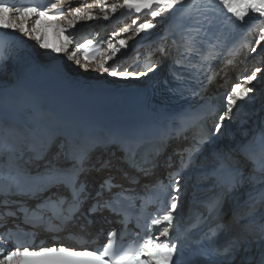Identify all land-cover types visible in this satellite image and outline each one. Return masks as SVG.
Masks as SVG:
<instances>
[{
	"label": "snow or ice",
	"instance_id": "1",
	"mask_svg": "<svg viewBox=\"0 0 264 264\" xmlns=\"http://www.w3.org/2000/svg\"><path fill=\"white\" fill-rule=\"evenodd\" d=\"M75 2L78 0H72V3ZM67 3L68 0H55L47 6L34 2L16 6L9 0H0V31L7 33L10 30L12 34L19 32L35 40L43 49L56 54H69L75 64L85 71L98 70L113 78L138 80L160 67L161 62L155 61L150 66L144 65L146 71L113 68L112 63L124 55L125 49L129 47L123 39L119 40L120 47H114L111 39L108 41L110 56L96 60L86 53L83 62L79 53L92 45L93 41L87 40L84 44L76 42L74 47H70L75 38L64 36V42L59 46L46 43L41 18L60 37L68 31L57 23ZM97 3L101 5L102 19L108 20L109 8L105 6L104 0H97ZM118 8L137 15L149 13L153 21L180 9L185 18L193 22L194 27L185 34L178 59L170 66V71L179 64L199 72L205 63L216 58L217 44H213L206 55L202 54V45L205 43L203 37L218 23L217 15L221 8L227 14L228 24H243L253 14L264 20V0H215V3L212 0H193L191 4L189 0H117L110 6V11L115 14ZM157 8L159 11L155 10ZM70 12L68 23L73 30L77 21L93 19L91 12L83 8H70ZM133 25H137L134 38H138L141 33H150L157 27L156 23L148 20L142 23L133 20ZM123 31L126 33L129 29ZM259 31L257 47L264 46V27ZM166 36L167 32L161 39ZM8 47L6 41L0 42V51L5 52L3 59L8 58ZM257 47L251 51L256 52ZM155 51H159L162 56L167 54L163 46ZM193 56L200 57L198 65L191 63ZM181 60H187L188 63L183 64ZM209 71L210 67L204 70L205 73ZM260 74H264V69L257 67L250 75H245L242 82L231 85V91L223 97L226 107L223 110L214 109V112H219V120L210 130L204 129L201 110L197 109L190 117H185L172 134L165 132L151 141V156L141 152L144 144L148 143L142 130L102 136L88 132L67 135L57 128H51L41 135L25 128L24 135L26 138L31 137L30 141L10 145L6 142V146L0 149V175L4 177V182L0 184V217L4 218L5 224L10 218L15 229L31 236L33 241L39 234L37 230L51 234L53 246L24 242L13 244L11 250H6V244L0 243V264H192L191 258L203 259L209 264H236L237 255L249 253L253 243L261 248L259 264H264V223L258 225L259 235L252 241L238 234L220 242V237L230 230V224L224 221L225 203L234 198L241 188L246 184L252 186L244 204L254 201V204L264 205V127L249 137L248 130L241 125L240 139H237L236 132H224V122L233 119L240 102L251 99L250 94L254 91L252 82L257 81ZM173 77L177 87L172 91L181 96L190 91L193 97L200 96L203 99L199 90L190 89L191 81L186 77L175 72ZM214 78L215 74L208 75L207 83L210 84ZM199 83L207 87L203 80ZM188 120L190 123H187ZM2 128L0 124V130ZM188 131L192 132L190 137L185 134ZM225 136L229 143L221 144ZM172 139H183L187 143L166 157L163 167L167 170V176L156 177L155 170L161 167L158 158ZM257 140L259 153L254 155L248 151V146ZM25 146L32 154L30 163L23 162ZM109 147L121 153L119 162L135 169V174L113 163L114 152L107 157L101 154L93 158V153L98 149L107 150ZM137 156H140L139 163ZM241 160L247 161L251 167L246 170L241 166ZM114 170L120 171L132 187L126 188L123 184L115 183L112 175ZM100 173L104 175L95 181L93 175ZM142 177L152 178L141 185L145 195L137 192L135 187L140 185ZM256 185H260L258 191L255 190ZM201 193L208 195L201 198ZM186 195L189 203L187 214L182 212ZM137 200L140 201L141 211L156 203L161 204L162 209L145 221L143 238L139 232L135 233L139 241L135 247L122 252L114 250L115 238L120 235L116 229L106 233L108 242L103 245V250L88 247L78 249L65 246L63 241L58 240V233L80 221H87L91 225L95 222L91 218L100 216L106 223H113L108 216H104L105 212L118 217L115 222L127 231L131 217L125 202L128 207H135ZM254 212L255 206L246 215ZM241 219L243 216L234 210L232 222L239 223ZM22 225L26 227L22 228ZM160 228L163 229L160 235H154V231ZM12 231L10 228L5 233V241L11 242ZM247 231V226L242 225L241 233ZM56 243L59 246H55ZM4 251L6 254H3ZM253 259L251 256H242L239 264H252Z\"/></svg>",
	"mask_w": 264,
	"mask_h": 264
},
{
	"label": "bare ground",
	"instance_id": "2",
	"mask_svg": "<svg viewBox=\"0 0 264 264\" xmlns=\"http://www.w3.org/2000/svg\"><path fill=\"white\" fill-rule=\"evenodd\" d=\"M115 2H117V0L112 1V3L110 4V6L113 3H115ZM76 3L79 5V7H80V5H84V3H82V0H78V2H75V3H72V0H68L67 5L70 8H72V7L73 8H79L78 6H76ZM190 3H193V0H191ZM118 10H119V8L117 9V12L115 14L112 13L110 10L108 11L109 19L108 20H105L107 22L109 21V23L107 25H105L103 23H98L97 22V25L95 27L94 26H91L90 29L93 30V31H95V30H97V31L104 30V32L106 34V32H108V31L109 32H113L119 26H126L128 23H131V21H133V20H137L138 22L142 23L145 20L151 21L153 19V18L151 19V16H150L149 13H145V14L140 15V16H132L131 18L130 17H127L125 19H116L115 16L118 13ZM86 11H89V10H86ZM157 11H159V10H157ZM91 14H92V17H93V19L91 21H77L76 22L77 28H75V30H72L66 24V22H68L71 19V12H69L66 15V17H64L59 22V23L62 24V26L64 24L65 27H67L68 31H66L64 34H62L60 36V41H56L55 42V40H56L55 39L53 45L59 46L60 44H62L64 42V36L77 37L78 36L77 35L78 34L77 32H78L79 28H83V29L85 28L86 29L87 27L85 25L87 23L92 22L96 17H99L100 19H102V16H103V13L101 12V10H100V12H97V11L91 12ZM149 18L151 20H149ZM159 19H160V21H159ZM159 19H157L159 22L163 21V23L161 25H159V26H161L160 31H158L156 33V36L150 35V38L147 39L148 40V43L145 44L142 47V52H143L142 55H144V58H143V56L138 57V53H136V50L132 51L131 50L132 48L130 49V47H128V49L127 48L125 49V51L128 50L127 53L125 55H123L122 56V59H121L122 60V63H126L127 66H128L129 63H130L129 65H132L133 64V62H132L133 60H131L132 58L139 59L138 62H140L141 64L139 66H137V64H136V66L133 64V66H131L129 69H134V70H137V71H146L147 69H146V67H144V65L147 64L148 66H150V62L156 61V59H155L154 56H155V54L157 52L155 50L159 46H163V48H164V50H165V52L167 54L165 55L164 60L161 62L160 67L155 72L149 73V75L147 77H141L138 80L137 79H127V80H125V79H122V78H113V77H111L107 73L101 74L98 70H89V71H85L84 70L85 74H87L88 76H92L95 79L98 78V79H102V80H111V81H113L114 79H121V80H124V82H129L130 80H132L134 82L137 81V83H141V84H143V83H145L147 81H152V80H156L157 78H159L161 76V74L163 73V71L165 70V65H166L167 61L169 60L170 57L173 56V53H174L173 46L170 44V41H171L170 38L168 36H166L165 39H161V37H164L165 36V34L167 32L166 31L167 30V27L169 25L174 24L176 21H185L186 18L183 15V12L182 13H178L176 11H173L172 13H169L166 16H164L162 18H159ZM250 21H252V22L250 23ZM262 21L263 20H260L257 16L255 18H250V19L246 20L247 23L246 22H245L246 24L243 23V26L238 31V36L236 38V45L234 47L235 52H233V53H226L225 56L219 61L218 67L217 68H214V71H216V74H217V77H218L217 78V81L219 83H221L222 85L227 84V81L232 78L230 72H231V70H232V68L234 66H232V64L229 63V61H233L235 55L236 56L237 55H241V53L244 52V50H246V47H247V43H246L247 41L246 40L248 38L253 37L255 35L254 30L256 29V27H254V26L257 24V22H262ZM80 22L83 23V24H81ZM152 22H154V21H152ZM131 26H137V25H133V23H131ZM154 31L155 30L153 29L151 32L153 33ZM44 39H46L45 35H44ZM45 42L48 43L47 39L45 40ZM70 47H72V46H70ZM260 47H264V46H260ZM38 48L40 50H45V49L41 48L39 46V44H38ZM105 52H106V47H105L104 51L101 53V55L96 60H100V59L104 58L106 56V53ZM57 55L60 56V57L61 56L62 57L64 56V58L66 60L71 61L72 65L77 66L75 64V61L70 58V55L69 54H57ZM67 66L69 68H72V66L70 64H68ZM127 66H125V67H122L121 66V68H120V67H118V65L112 63V67L113 68H119L120 70L127 69ZM229 69H231V70L229 71ZM234 69L237 70L238 67L236 66ZM262 69H264V66H263ZM223 70H225V71L223 72ZM3 75H6V73H4ZM260 81H261L260 82V87L258 88V92H257L258 97H260L259 100H258L259 102L257 103V105L256 104L253 105V106L252 105H249L251 107H256V110L247 113L251 117L250 121H247V124H248L247 126L248 127L246 129L248 130V133H254V131L256 130V126H257V121L259 120V117L262 114L261 113V110H262V107H263L262 105L264 103V75L261 77V80ZM247 102H248V100L247 101H244V102H240L239 106L242 105V104L244 105ZM240 111H241V109H240ZM224 124H225V127H224V132L225 133H228L229 131H232L233 132V130H232L233 128L235 129V127H237V126L240 127L241 126L240 123H236V122L234 123V122H232V120L231 121H227L226 120L224 122ZM237 139H240V137H239V131L237 133ZM223 140H225L227 142L226 144L229 143L227 136H225V138ZM223 140L221 142H223ZM221 144H224V143H221ZM181 145H182L181 143L176 144L175 145V148H179V146H181ZM162 159H163V157H162ZM243 161L244 160H241V162H243ZM160 162H164V160L163 161H159L158 163H160ZM113 163L118 164V167L124 166L123 163H120L119 161H116V160H113ZM246 163L244 165H246ZM117 181L123 182L118 177H117Z\"/></svg>",
	"mask_w": 264,
	"mask_h": 264
},
{
	"label": "rangeland",
	"instance_id": "3",
	"mask_svg": "<svg viewBox=\"0 0 264 264\" xmlns=\"http://www.w3.org/2000/svg\"><path fill=\"white\" fill-rule=\"evenodd\" d=\"M112 1H114V0H111V1L110 0H104L105 6H107L109 8V10H110V4L112 3ZM82 3H84V5H80V7H79V5L76 3V6H78L79 8H83L84 10H89L90 12H95V11L100 12V10H101V5L99 3H97V0H82ZM155 10H159V9L157 8ZM95 19H96L95 22H100V23H103L105 25H107L109 23V21L107 22L103 19H100L99 17H96ZM151 19H152V17H151ZM151 19L149 18V20H151ZM157 19H159V18H156L154 20V22L157 24V27L154 29L155 31L153 33L152 32L147 33V34L141 33V34H139L138 38H134L136 26H131V23H133V21H131V23H128L126 26L117 27L113 32H107L108 41L111 39V42L113 43L114 47H120L119 40L123 39L129 45L130 49L132 48L131 49L132 51L136 50V53H138V57L143 56V58H144V55H142V53H143L142 47L148 43L147 39L150 38V35L156 36V33L158 31H160V29H161V26H159V25H161L163 23V21L159 22L160 19H159V21ZM151 21H153V19ZM66 24L68 25L69 23L66 22ZM254 27H256V29L254 30L255 35L253 37L247 39L249 46L246 48V50H244L243 53H241V55H239L238 57H235V60L232 63V66H234V67L232 68V70L230 69L231 70L230 73H231V77H232L230 79L231 85H233L235 83L242 82L245 75H250L251 72L255 68H257V67L263 68V66H264L263 65L264 64V47H257V45H256V39H258L260 36L259 29L261 27H264V20L262 22H257V24ZM125 28L129 29V31H127L126 33L123 31ZM114 33H115V35H113ZM108 41L106 44V52L105 53H106V55L110 56L111 51H110V49H108ZM253 47H257L256 52L251 51V49ZM127 51L128 50H126L124 52V55L127 53ZM156 52L157 53L154 56L156 61L162 62L165 58V55L162 56L159 51H156ZM122 56H120V58L115 60V62H114V64L118 65V67H120V68H121V66L122 67L127 66L126 63H122V60H121ZM131 60H133L132 62L135 66H136V64H137V66H139L141 64L140 62H138L139 59L132 58ZM129 64L127 66V69H129L131 66H133V64L132 65H129ZM150 64H151V62H150ZM236 66L238 67L237 70L234 69ZM263 75L264 74H260L258 77V80L252 82L251 86L254 88L255 92L253 91V93L250 94L251 99L248 100V102H247L248 104L247 103L244 105L242 104L235 109V111L233 113L232 122L240 123L241 125H243L244 128L248 127L247 126L248 124L244 123V121L245 120L250 121L251 117L247 113L256 110V107H251L249 105H252V106L255 104L257 105V103L259 102L258 100L260 97H258L257 92H258V88L260 87L261 77ZM240 109H241V111H240ZM239 128L240 127L237 126V127H235V129L233 128L232 130H233V132L238 133ZM221 143L226 144L227 142L225 140H223V142H221Z\"/></svg>",
	"mask_w": 264,
	"mask_h": 264
}]
</instances>
